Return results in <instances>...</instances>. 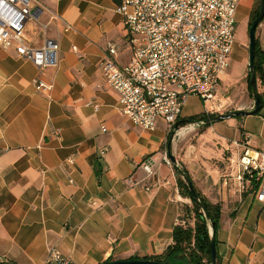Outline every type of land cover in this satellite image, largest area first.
<instances>
[{"label": "crops", "instance_id": "0c3cea01", "mask_svg": "<svg viewBox=\"0 0 264 264\" xmlns=\"http://www.w3.org/2000/svg\"><path fill=\"white\" fill-rule=\"evenodd\" d=\"M33 2L38 23L48 26L28 22L27 38L36 47L57 42L58 63L38 69L0 47V264H45L50 247L75 264L161 261L183 208L192 206L173 165L163 161L169 141L194 189L220 211L219 264H264V204L229 164L243 153L232 146L243 134L250 151H264V104L254 115L203 125L189 120L204 115L208 104L189 96L178 128L161 119L151 131L135 127L98 67L110 44L120 46L118 64L131 60L117 1ZM256 3L242 0L237 7L227 68L209 107L217 115L253 110L248 32ZM255 39L264 77V17ZM33 79L50 85L49 94Z\"/></svg>", "mask_w": 264, "mask_h": 264}, {"label": "built area", "instance_id": "2783aa9c", "mask_svg": "<svg viewBox=\"0 0 264 264\" xmlns=\"http://www.w3.org/2000/svg\"><path fill=\"white\" fill-rule=\"evenodd\" d=\"M116 1L131 60L121 66L116 61L120 46L108 45L98 65L102 78L117 93L120 113L131 125L151 131L161 119L174 130L189 96L204 104L214 99L227 68L236 30L235 14L242 0ZM57 19L56 15L50 17ZM30 21L36 22L38 29L48 26L38 23V7L33 0H0V47L12 49L18 58L38 69L56 67L58 43L47 39L41 46H34L27 38ZM32 83L38 91L49 94L50 85L38 79ZM204 115L217 114L205 108ZM241 138L232 146L243 153L229 158V164L235 179L246 178L254 187V199L264 204V151H250L247 135ZM163 161L170 165L166 154ZM143 170L149 177L153 175L149 163L143 164ZM179 224L186 225L180 220ZM45 264L75 263L50 247Z\"/></svg>", "mask_w": 264, "mask_h": 264}, {"label": "trees", "instance_id": "16d2710c", "mask_svg": "<svg viewBox=\"0 0 264 264\" xmlns=\"http://www.w3.org/2000/svg\"><path fill=\"white\" fill-rule=\"evenodd\" d=\"M260 0H257V4L254 8L253 15L251 17V22L257 16L258 8H259ZM260 62H261V52L257 46V42L255 39V53H254V70L256 81L262 85V93H258L260 103L264 104V77L259 73L260 70ZM249 79V78H248ZM251 91V88L249 86ZM212 117V116H210ZM205 115H199L190 118L189 122H204L208 118ZM180 125L179 120L176 122L174 129L178 128ZM185 173L186 171L183 170ZM187 174V173H186ZM177 183L180 189V192L183 196L188 197L191 202L192 206L184 207L183 214L180 218V221L185 222L186 225H177L173 230V243L169 246L164 254L159 257L158 260H168L172 259L175 256L183 255L187 264H209L210 261V235H209V226L210 224L213 225V232H214V240L215 245L217 243L216 239V231L218 228V223L220 220V211L217 207H214L207 203L201 195L196 191L200 202L203 204L206 213L209 217L210 222H206L204 216L199 208V206L194 203L192 200L188 187L182 180V178L177 175ZM189 221H192V225H189ZM110 262V261H109ZM216 264H219L218 256L216 258Z\"/></svg>", "mask_w": 264, "mask_h": 264}, {"label": "water", "instance_id": "95a60500", "mask_svg": "<svg viewBox=\"0 0 264 264\" xmlns=\"http://www.w3.org/2000/svg\"><path fill=\"white\" fill-rule=\"evenodd\" d=\"M264 17V0H260L259 9L257 16L254 18V20L251 22L249 32H248V39H249V45H248V74H249V86L252 90V96L254 99V107L252 111L246 112L242 110H234L228 113L224 114H218L213 117L208 118L204 122H201L203 125H211L213 123H217L222 120H228L234 117H243L248 115H254L261 109V103L257 92V84H256V76H255V70H254V53H255V31L260 23V21ZM167 157L170 161V163L173 165L175 171L178 173V175L182 178L184 183L187 185L190 196L194 203H196L206 222H210L209 217L206 213V210L203 206V204L200 202L199 197L191 183V180L189 176L178 166L177 161L175 157L171 154V141L168 142L167 146ZM209 234H210V261L209 264H216V258H217V250L214 240V232H213V225L210 224L209 226ZM187 264L185 257L183 255H178L173 257L172 259L168 260H144V259H137V260H125V261H111V262H105L102 264Z\"/></svg>", "mask_w": 264, "mask_h": 264}, {"label": "rangeland", "instance_id": "374dc122", "mask_svg": "<svg viewBox=\"0 0 264 264\" xmlns=\"http://www.w3.org/2000/svg\"><path fill=\"white\" fill-rule=\"evenodd\" d=\"M256 4H257V3H256ZM256 4H255V6H256ZM211 103H212L211 101L207 103V104H208V105H207L208 108L211 106Z\"/></svg>", "mask_w": 264, "mask_h": 264}]
</instances>
